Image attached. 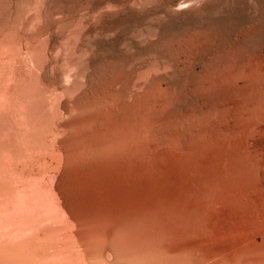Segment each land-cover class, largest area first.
Listing matches in <instances>:
<instances>
[{
    "label": "rangeland",
    "instance_id": "374dc122",
    "mask_svg": "<svg viewBox=\"0 0 264 264\" xmlns=\"http://www.w3.org/2000/svg\"><path fill=\"white\" fill-rule=\"evenodd\" d=\"M6 46L16 55L11 64ZM34 55L38 92L56 99L52 109L78 105L54 116L64 129L55 128V136L46 132L49 144L69 140L68 160L58 172L38 166L45 180L52 173L59 177L51 181L60 187L51 185L65 192L67 202L100 198L99 205L93 202L100 208L112 197L117 203L110 199L107 208L118 213L154 207L163 192L166 201L183 197L201 226L215 234L237 229L212 248L236 252L244 244L240 263L264 264V0H0V82L12 86L7 75L17 67L31 70ZM49 150L42 147V156ZM207 233L174 244L207 248ZM119 236L114 247L131 245L135 264H201L188 256L167 260L150 244L145 252L140 235L131 243Z\"/></svg>",
    "mask_w": 264,
    "mask_h": 264
},
{
    "label": "bare ground",
    "instance_id": "6f19581e",
    "mask_svg": "<svg viewBox=\"0 0 264 264\" xmlns=\"http://www.w3.org/2000/svg\"><path fill=\"white\" fill-rule=\"evenodd\" d=\"M196 44H194V45H196ZM198 44H200V41ZM201 45H202V43H201ZM23 46H25V45H23ZM204 46H206V45H204ZM208 47H209V45H208ZM25 49H26V47H25ZM207 49H209V48H207ZM196 50H195V52H196ZM6 51L8 53L7 54L8 57H6V59H8L10 64H11L12 60H14L13 62H15L16 55L14 53H12V51L7 46H6ZM204 51L202 53L206 54L205 53L206 51L205 52ZM208 51H207V53H208ZM31 53H30V55H31ZM192 53H191V55H193ZM200 56H202V55H200ZM31 57L32 58H29V61L32 62V63L30 62V64H33L31 70L23 73L22 69L17 70V68H18L17 67L16 71L13 70V72H11L10 75H7V76H10V78H11V79H9V78L8 79L10 80V84L13 83L12 86H10V87L7 85L4 86L5 84L3 85L0 82V264H135L133 262L135 257H133V261L129 257L130 253H132L131 250L134 251V248L130 249L131 245L125 244V245H120V247H114L115 246L114 242H116V241L113 240L114 239L113 237L118 236V235H120L119 236L120 238L123 237L125 239H130V240L133 238L134 242H135L136 238H138V239L140 238L139 237V235H140L141 239L144 238L143 240L145 241V242L143 241V243L145 244L143 246V249H145V252H146L145 247H147L148 244H150L151 247H153V249H155L157 253H160L163 256H165L167 258V260L168 259L170 260V258L171 259L176 258V256H177V258L188 256L189 259L191 258V259H194L197 261L199 260V262H201V264H242V263H240V260L243 256V254L245 253L244 244L243 245L240 244L238 246V244H239L238 243L236 245L240 249H242V251L241 250L239 251V248L235 249V247L233 245V247H234L233 249L236 250V252L235 251H230V252L228 251L227 252V250H229V249L226 250L224 247L216 248V249L212 248V246L215 244V242H217L218 240H223V238L226 235H228V233L233 228H234V231L237 229L235 227H232L231 230L229 228V231L226 229V231L222 230V232L220 234L219 233L215 234L214 230L211 228V226L207 227L208 224H207V226H206V224L204 226H201L202 224H199L197 221L193 220L192 216L194 214H192V216H191V209L187 206L188 203H190L191 201L190 200H189L190 202L184 201L186 198L184 200H182V198H183L182 197L181 199L176 200L177 198L175 197L176 199H174V200H172L173 198H169V200L171 199L172 201L171 200L166 201L168 198L167 193L165 195V193L163 192L164 195L163 196L159 195V196H161L160 198L163 197L162 199H164V196L167 197L164 199V201H166V202L162 203V201H163L162 199L161 200L157 199L158 201H153V202L160 203V204H155L154 207H151V208L148 207L149 209L143 205L145 207V208L143 207L144 209H141V208L139 209V207L137 208V210H140V212L137 211L136 209H134V210H136L137 212H134V210L132 211V207H130L131 208V210H129L130 212L129 211H120V212L117 211L118 213H116L117 209L113 210V211H115V212H113V211H111V208H109V209L107 208V204L112 205L116 201V199L114 200L110 196H109L110 197L109 201H107L108 202L107 204H106L105 200L103 202L106 204V207H104L106 209V211L102 208L105 204L102 203L103 204L102 205L100 203V205H102V207L100 206L101 209L99 208V206H97V205H99L97 203H99V201H102V199L99 198V200H98L96 198L98 200V202L96 203L95 202L96 199L94 198L95 200L92 201L91 200L92 198L90 199L89 198L90 195H88V194H86V195L91 200V204L88 203V202H90L89 200H86L84 198H83L84 199L83 200L84 202H83L80 199V197H79V199L81 200V202L78 200L79 202L73 203L72 202L73 199H72V201L67 202V199H65L64 195H63V193H65V192L61 193L62 190H59L60 182H59V184H58V180H57V182H54L55 178L57 177L56 179H58L59 177L57 175L54 177L55 174L52 173L53 176L49 175L47 177L48 178L54 177V179L49 178L50 179L49 180L47 178L49 181L45 180L46 175L45 174L41 175V172L38 169V166L44 165V166H48L50 168L55 167V170L52 168L51 169L53 171L58 172V170L56 168L60 167L62 165V163H65L66 162L65 160H68V156L71 152V149L69 147V145L71 143L69 144V140H67L68 142L65 140L64 143L60 141V143L58 142L57 145H54V144H56L55 142L54 143L52 142V144H49L50 139H49V135H46V132L48 130L47 133L51 134V132L54 133L53 131L55 130V128H63L64 129V125L57 124V121H58V120L56 121L57 115H59L58 117H60V115L64 116V115L70 114L75 109H78V107H76L78 105L76 102L75 103L71 102V104H72L71 106L69 104H67V106H66L64 103V106H63V104L61 105L63 107H59V105H58L57 108L52 109V106L56 103V102H54L56 99L51 102L50 98L52 96H51L50 92H49V94H47L48 89H47V91L45 90L47 97H44V93L42 94V93H40V91L38 92V89L40 87V84H39L40 82H38V81H40V80H38L36 78V76H34V71H33V69H35V67H36L35 65H36L37 58L35 57V55L31 56ZM35 59H36V61H35ZM177 59H178V57H177ZM1 61H3V59ZM175 61H176V59H175ZM195 61H197V60H195ZM5 62L7 63V61H5ZM6 63L2 66H6ZM191 64H192V62H191ZM7 65H9V64H7ZM220 65L221 64H219V66ZM237 65H239V64H237ZM14 69H15V65H14ZM11 70L8 69L7 72H10ZM1 72L2 71L0 70V73ZM4 75L2 77H4ZM0 78H1V74H0ZM5 78H6V75H5ZM144 78H145V76H144ZM140 79H142V78H140ZM2 80H3V78H2ZM6 80H7V78H6ZM6 82H4V83H6ZM8 83H9V81H8ZM211 83H213V82H211ZM155 84H154V86H155ZM158 87H159V85H158ZM42 89L43 90L45 89L44 86ZM39 90H41V88ZM45 91H43V92H45ZM49 91H50V89H49ZM49 95H50V97L48 98ZM124 97H126V96H124ZM53 99H54V97H53ZM121 101H123V100H121ZM52 110L54 111V113H52ZM54 116L56 117V119H54L55 118ZM50 119H52V120H50ZM49 121L50 122L52 121L53 123L56 121V123H54L55 127H54V124L52 122L50 123ZM12 122L15 123L16 127L12 126V124H11ZM49 124H52L53 127L50 126ZM83 124H85V122H83ZM77 126H80V125L77 124ZM50 127H52V128H50ZM127 129L128 128H126V130ZM49 130L51 132H49ZM128 135L129 134H127L125 136L128 137ZM51 136H53V135L51 134ZM54 136H55V133H54ZM130 138H128V139H130ZM125 139H126V137H125ZM125 139H123V140H125ZM66 142L68 143V146H67ZM114 142H116V140ZM125 143H127L126 140H125ZM110 144H112V143H110ZM50 145H51V147H50ZM123 145H122V147L125 146V145L124 146ZM126 145H127V148H129L128 145H130V144H126ZM47 146L50 147L51 149L49 148L50 149L49 150ZM65 146H67V147H65ZM115 146H116V144H115ZM115 146H114V148H115ZM42 147H43V151L49 150L51 152V154L49 152V153H47L48 154L47 157H46V153L43 154V156H42V153H41ZM67 148H68V150H70L69 153H68ZM125 149L126 148H124V151H125ZM130 150L132 152V149H129V150H127L128 152L126 154H128L130 152ZM124 151L120 150L119 152H124ZM59 171H60V169H59ZM49 173H51V172H49ZM46 174H48V173H46ZM51 180H54V181H51ZM47 181L49 183H47ZM51 182H52V184L55 183L56 184L55 186L58 185L59 186L58 189H57V187H53L51 185ZM104 191H106V190H104ZM97 192H98V190H97ZM139 192H140V189H139ZM100 193H101V191H100ZM107 193H109V192H107ZM104 194H106V192L103 193L102 195H104ZM140 194H141V192H140ZM149 194H151V193H149ZM152 194H154V192ZM14 195L19 196L21 202L20 201H19V203L13 202V196ZM129 195H130V193H129ZM135 195H136V192H135ZM156 195L154 197H156ZM81 196H83V195H81ZM97 196H101V195L98 193ZM126 196H123L122 198L125 199ZM65 197L67 198L68 196H65ZM93 197H95V196H93ZM85 198H87V197H85ZM113 198H115V197H113ZM116 198H118V197L116 196ZM122 198L119 197V199H121V202H124L122 200ZM156 198H158V197H156ZM104 199H105V197H104ZM110 199H112L111 200L112 204L110 203ZM119 199H118V202H119ZM127 199H129V197H127ZM127 199H125V201ZM140 199L137 198V202H136V200H135V202L138 203V200L140 201ZM150 199H152V198H150ZM85 200L87 201V203ZM141 200H143V198ZM74 202H75V200H74ZM93 202L96 203L97 205L94 204ZM116 203L117 202H115V204ZM127 203L130 204V202H127ZM115 204H113V205H115ZM120 204H121L120 206L124 205V204L122 205V203H120ZM140 204L141 203H139L138 206H140ZM95 205L98 207V209H97V207H95ZM118 205L119 204L116 205V208H118L117 207ZM125 205L127 206V204H125ZM124 206H123V208H126ZM134 206H135V204H134ZM141 206H142V204H141ZM191 206H193L192 202H191ZM235 206H238V205H235ZM108 207H110V206H108ZM119 208L121 209V207H119ZM119 208H118V210H120ZM127 208L130 209L129 207H127ZM107 209L110 211H107ZM145 209H146V211H145ZM141 210H144V211L141 212ZM194 210L196 211L197 209H195V207H194ZM199 212H198V217H199ZM200 213L204 217L205 214H203L202 212H200ZM202 215H201V217H202ZM198 217L196 216V218H198ZM204 220L205 219H203L201 221L204 222ZM208 222H206V223H208ZM204 231L209 232V234L207 233V236H208L207 237L208 239H206L207 242L204 241V243L208 244V245L206 244L207 248L203 247L204 246L203 243H202L203 246L199 245L198 243H185V244L182 243L183 245H180V246H176L174 244V242L179 240L180 238H181V240L183 239L182 241L184 242V240L185 241L191 240L193 238L196 239L197 237L202 236V233H204V235L206 237V234ZM218 231H216V229H215V232H218ZM111 232L114 235L111 236V234H107V233H111ZM231 232H233V230ZM131 234H134L135 236L138 235V236L134 238V236H132ZM204 235H203V237H204ZM131 236H132V238H131ZM203 237H201V238H203ZM201 238H199V239H201ZM141 239H139V240H141ZM195 239H193V240H195ZM137 241L138 240H136V242ZM198 241L202 242L201 240H198ZM131 242H132V240L130 241V243ZM195 242H197V241H195ZM94 243H97V246L95 245L97 248L95 250H97V251L92 253L93 248H94ZM127 243H129V242L127 241ZM139 243H140V241H139ZM143 243H142V245H143ZM221 243H219V244H221ZM228 243H230V242H228ZM241 246H244V247L241 248ZM217 247H218V244H217ZM233 249L230 248V250H233ZM137 251H139V250L137 249ZM232 252H235V253L233 254ZM242 252H243V254H242ZM116 253H119L122 258L121 257H120L121 259L115 258L114 254H116ZM136 253L137 252H133V254H136ZM232 254L235 255V256H232L233 258L231 257ZM92 255H93V257H90ZM140 255H141V253H140ZM152 255H154V254H152ZM157 255H155L154 257H156ZM134 256H136V255H134ZM188 257H185V258H187V261H189ZM236 258H237V260H236ZM158 259H159V257H158ZM153 261H154V259H153ZM179 262H181L180 259H179ZM179 262H178V264H179ZM175 263H176V261H175ZM183 263H184V261H183ZM154 264H155V262H154ZM181 264H182V262H181ZM187 264H189V263H187Z\"/></svg>",
    "mask_w": 264,
    "mask_h": 264
}]
</instances>
